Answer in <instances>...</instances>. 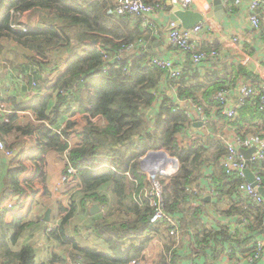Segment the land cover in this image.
Here are the masks:
<instances>
[{"label": "trees", "instance_id": "16d2710c", "mask_svg": "<svg viewBox=\"0 0 264 264\" xmlns=\"http://www.w3.org/2000/svg\"><path fill=\"white\" fill-rule=\"evenodd\" d=\"M143 1L151 3L154 0ZM260 8L263 9L264 4ZM4 9L0 17V38L7 37L28 51L30 64L24 70L25 87L33 94L28 100L10 104L13 111L5 116L7 121L0 115V139L22 130L14 125V121L18 112L29 111L34 120L30 127L23 128L22 133L35 134L40 153L54 150L63 156L66 170L69 165L76 169L72 180L77 182L80 197L72 199L55 227L47 228L48 236L68 248L69 260H80L83 264H127L131 258L142 254L154 236H161L163 250L157 253L154 264H178L182 257L177 254L178 244L174 246L173 241L149 221L154 208L144 194L151 183L140 166L141 158L150 150H164L178 160L175 173L169 176L158 173L155 179L162 189L165 211L179 221L182 237L179 246L185 237L190 238L193 221L199 226L200 215L206 211L204 201L195 207L188 205L189 188L198 179L201 168L210 162L217 164L210 179L218 201L226 194L232 198L235 185L244 180L227 175L219 165L226 149L213 134L199 137L198 143L192 146L181 147L178 142L186 122L180 108L183 101L188 99L194 104H204L207 114L211 108L210 103L199 100L197 94L201 86L187 82L193 67L189 70L185 65H196L189 59L191 63H184L181 74L169 80L168 91L164 92L157 113L147 117L142 109L152 103V90L164 72L146 64L148 57L155 54L153 44L159 38L149 29L145 34L146 30L140 29L137 18L129 14L116 15L113 0H10ZM28 10L37 13L38 19L23 30L19 26L22 25L19 17ZM261 37L264 39L262 32ZM138 39L146 42L145 52L125 58L114 57L116 51ZM213 48L219 49L215 44L202 49L208 52ZM60 49L64 55L52 59L51 53ZM62 63L66 65L65 69L56 72L52 79L42 77L45 71L55 70ZM231 82V79H225L216 90ZM18 89L20 87L15 88ZM43 89L45 94H41ZM1 91L4 93V89ZM0 98L4 102L3 95ZM174 107L179 110L173 111ZM246 110L255 113L253 120L264 124V112L259 110L257 101L244 105L239 115L243 117ZM77 111L85 118V125L79 130L68 117ZM73 134L77 141L71 144ZM211 147H214L213 152ZM249 167L259 172L264 185V159L252 160ZM24 169V165L19 164L9 171L7 187L13 196L31 190L19 182ZM87 201L97 203L101 211L90 215L86 210ZM78 206L89 215L91 232L103 247L82 246L71 237L68 224ZM235 212L247 219L246 229L251 233L264 218L260 208L254 210L243 203ZM250 217L257 223L250 222ZM21 219V215H14L12 224L0 228V264H35L34 248L30 244L12 247L29 226V223L21 224ZM191 236L194 244L204 242V250L210 244L203 227L199 231L193 230ZM213 238L218 246L229 240L238 244L240 241L233 240V234L225 228L213 234ZM247 241L250 238L242 242L246 244ZM221 252L223 248H215L213 257ZM63 257L54 254L49 263L66 264Z\"/></svg>", "mask_w": 264, "mask_h": 264}, {"label": "crops", "instance_id": "0c3cea01", "mask_svg": "<svg viewBox=\"0 0 264 264\" xmlns=\"http://www.w3.org/2000/svg\"><path fill=\"white\" fill-rule=\"evenodd\" d=\"M9 1L10 0H0V17L4 13V8ZM209 1L213 10L214 0ZM248 2L249 0H244L240 6L234 7L231 5L230 0H224L225 15L221 19L216 18L214 15L216 20H214L212 31L208 34H202L195 37L203 47L210 48L215 44L220 49L221 46L220 58L216 62L213 61L203 64L197 66V68L193 65H185L189 70L193 67V71L189 74L187 82H192L194 85L199 84L201 86L197 94L199 100L204 103H210L208 105L211 107L214 106V101L211 96L218 88L220 82L225 79H231L232 82L230 85L233 86L236 83L234 74L238 69L245 70L258 77L264 75V63L263 60H261L262 56L259 51L254 48V39H252V30L248 21ZM171 10L170 6L166 5V9L159 13L158 19L164 23L169 21ZM260 10L264 17V8H260ZM37 19V13L28 10L24 11L19 17V22L22 25L31 26L37 22ZM262 24L261 32L264 34V21ZM147 32L148 31L146 30L145 34H147ZM233 37H237L235 42L232 40ZM153 45L154 47L152 51L163 56L175 57L180 55L169 47L163 38L155 41ZM63 55L64 51L60 49L52 52L51 58L56 60ZM27 56L28 51L15 41L7 37L0 38V61L5 58H9L10 60V63H8L9 66L6 70L2 65V61L0 63V84L2 85V89H4V93H6L3 96L4 103L10 110L12 109L10 106L11 103L14 105L15 102L19 103L20 101L28 100L29 97H31L27 94L25 87L27 83L24 70H27V67L30 64ZM186 62L191 63L188 59ZM65 67L66 65L62 63L58 65L57 69L49 70L48 72L45 71V73L41 75L44 79H52L56 72L63 71ZM1 68L2 70L4 68V73L1 72ZM7 70H10V72L8 73ZM17 87H20V89L15 90ZM45 93L46 90L43 89L41 94ZM204 93H207V95L203 96ZM173 95L176 96L175 92H173ZM176 100L178 101V99ZM214 110L215 109L209 110V113L213 114L211 112ZM73 113L74 114L71 116L69 115L68 117L75 122L76 126L78 123H81V118L85 122L82 113L78 111ZM215 116L219 117V113H216ZM253 118H255V113L249 110L244 112L243 117L239 115L235 122L237 127L236 131L242 134L244 133V136L246 137H251L254 130L252 128H247L246 125L257 121L253 120ZM66 121L67 120L65 119L62 123L65 124ZM31 122L30 115L20 111L14 121V125L21 127L23 130L25 126L30 127ZM22 130L12 132L3 137V140H5L4 142L12 149L13 156H5L2 151H0V228L2 229L4 225L12 224L14 222V215H21L22 219L19 222L21 224L29 223V226L22 231L12 247L18 248L20 245L30 244L34 248L35 264H50L49 258L54 254L64 256L63 258L66 261V259L69 258L68 248L61 246L58 241L54 240L51 236H48L47 228L52 222L57 221L65 214V210H68L70 207L69 204L72 199L80 197V194H78L79 187L77 182L72 180V178L67 182L57 185V180H59L62 175L66 174V161L63 156L54 150L40 153L37 144L38 138L34 136L35 134H23ZM195 130L196 129H194V131ZM215 130L217 129L215 128ZM76 141L77 137L73 134L70 143L74 144ZM210 151L213 152L214 147H211ZM19 164H23L25 167L23 172L19 175V182L29 186L32 194L25 192L13 196L11 194L12 191L7 187L9 171L12 167ZM215 170H217V164L215 162H210L206 166H203L197 176L198 179L193 182L190 187L196 186V183H198L209 188L210 184L206 177L210 179L211 173L213 174V171ZM221 197V200L218 201V194L216 193L213 195L209 189L206 193L202 194L200 202H206V211L200 215L202 217L199 226L193 221V229L192 231H189L190 238L185 237L186 240H184L180 246V239L182 237L179 238V250L177 251V254L182 257L179 258V260L177 259L178 264H189L191 260H196L199 264H206L210 259L212 261L209 264H228L237 257H242L243 254L248 253L253 248L256 238L261 237L264 240V218H262L261 224L255 227L259 230V233L257 230H254L252 234L246 229L247 219L241 217L235 212L236 207L242 204L241 201L237 200L233 194L232 198L227 194L222 195ZM8 202L13 203L12 208H8ZM92 203L95 202H86V210H88V212ZM76 204H78V202H76ZM252 208L256 210L257 207L252 206ZM47 209L50 210L49 221L44 219ZM226 211H231L232 213L226 214ZM78 212L87 216L82 209L75 212L68 224V231L71 237H73L71 224L75 216L80 214H78ZM249 220L253 224L256 222L254 217H250ZM202 227L204 232L208 234L206 238L210 242L205 250L203 249V245H205L204 242L194 244V240L191 236L193 230L199 231ZM223 228H225L230 234L233 233V240L239 239V244L232 240L226 241L219 246L215 244L213 234ZM89 230L91 231V227H89ZM93 237V240L88 239L86 241H77L74 237L73 238L82 246L103 247L94 234ZM245 238H250V241H247L246 244L242 242ZM205 243L207 244V242ZM215 248H223V252L217 257H213L212 253L215 251ZM156 249L157 248H155L154 251H156ZM245 264H264V249L258 260Z\"/></svg>", "mask_w": 264, "mask_h": 264}, {"label": "built area", "instance_id": "2783aa9c", "mask_svg": "<svg viewBox=\"0 0 264 264\" xmlns=\"http://www.w3.org/2000/svg\"><path fill=\"white\" fill-rule=\"evenodd\" d=\"M231 5L234 7L240 6L244 0H230ZM264 4V0H249L247 5L248 21L252 30V39H254V48L261 54V60L264 63V39L261 37V20L262 14L260 7ZM166 5L172 9L174 6L179 5L184 9H191L201 14V20L190 28H183L175 21L169 20L167 22L160 21L159 13L166 9ZM114 12L118 16L131 15L137 18V23L140 29L151 30L153 36L164 39L165 43L179 53V56L170 57L163 56L159 53L152 54L146 60L149 66H155L164 72L160 78L155 89L152 90L154 99L152 103L143 108L142 112L148 117L157 113L160 104L163 102V94L168 90V82L171 79L178 77L184 63L189 59L194 65L201 66L213 62L220 58V49H211L206 52L203 46L195 39V37L202 34H208L212 31L214 20H216L212 5L209 0H154L151 3H146L143 0H113ZM23 30L26 29L25 25H19ZM262 38V37H261ZM235 42L237 37H233ZM145 41L138 39L134 43L123 46L114 54L115 58H125L129 55L139 54L145 52ZM236 83L225 88L218 89L213 94L214 106L210 108L215 109L213 114L205 112L204 104H194L190 100H184L183 105L180 107L186 116L185 128L179 133L178 142L181 147L192 146L198 143V138L207 134L214 135L223 143L226 153L219 159V165L224 169L225 173L229 176H237L244 178L243 181L238 182L234 187L233 195L241 203H245V207L255 206L260 208L264 213V196L259 192L257 187H264L262 178L259 172L252 169L257 186H253L247 182L244 177L243 168L245 165V158L240 149H246L254 146L255 150L251 154L249 160L258 161L264 159V124L260 120L254 121L246 125L247 128H252L254 133L251 137L244 136L236 127V120L239 116V110L246 104L254 103L257 101L258 108L264 112V75L256 76L246 72L245 70L238 69L235 74ZM2 94L0 93V97ZM180 101V99H178ZM179 107H174L173 111L179 110ZM11 110L7 109L6 104L0 98V115L3 116L4 121H7V116ZM30 115L31 120H34L33 115L29 111H22ZM219 113V117L215 116ZM196 121L201 122L198 132H194L193 123ZM215 128L217 130H215ZM3 142V140H2ZM0 141V148L2 147ZM4 143V142H3ZM5 156H13L11 148L2 151ZM65 157V156H64ZM67 160V157L65 158ZM67 173L59 179V184L67 182L76 173V169L69 165ZM146 180L151 183L149 189L146 190L144 198L148 199L150 205L153 206L154 211L150 217V223L157 226L162 235L170 238L174 246L178 244L181 236V228L177 218L167 214L164 209L162 200V189L159 182L155 177L147 172ZM210 187L202 186L196 183V186L189 188L191 198L188 205L191 207L200 204V198L203 193L209 191L215 195L217 192L214 188L211 179L207 178ZM23 185V184H22ZM27 190V187L23 185ZM30 194V190L27 191ZM8 208L13 207L12 202L7 203ZM58 220L54 222L51 229L55 227ZM233 234V233H232ZM161 236H154L150 241V245L143 250L142 254L138 257L131 258L127 264H154L157 253L163 250L164 242ZM156 249V251H154ZM264 240L261 237L256 238L253 248L236 259L230 261L228 264H245L258 260L263 253ZM66 264H83L80 260H67ZM189 264H197L191 260Z\"/></svg>", "mask_w": 264, "mask_h": 264}, {"label": "water", "instance_id": "95a60500", "mask_svg": "<svg viewBox=\"0 0 264 264\" xmlns=\"http://www.w3.org/2000/svg\"><path fill=\"white\" fill-rule=\"evenodd\" d=\"M213 4L214 15L216 16V18L221 19L225 15L224 0H214ZM170 20L175 21L183 28H190L201 20V14L197 11L184 9L181 6L176 5L170 12ZM200 126V121H196L193 123L194 129H199ZM254 150V146L246 149H240L245 158V165L243 168L245 180L256 187L257 184L255 181L254 173L249 167V158ZM140 166L145 172L153 175L154 177L158 173L169 176L175 173L178 169V160L175 157L170 156L164 150H150L141 158ZM257 188L259 192L264 196V187ZM100 210L101 208L97 203H92L89 207V212L92 215L100 212ZM49 212V209H47L45 212L44 219L46 221H49Z\"/></svg>", "mask_w": 264, "mask_h": 264}, {"label": "rangeland", "instance_id": "374dc122", "mask_svg": "<svg viewBox=\"0 0 264 264\" xmlns=\"http://www.w3.org/2000/svg\"><path fill=\"white\" fill-rule=\"evenodd\" d=\"M264 21V17H263V15H262V20H261V26H263V24H262V22ZM260 40H262V38L260 37L259 38ZM2 61V65H3V67H5V70H6V68L9 66L8 65V63H10V60H9V58H5V59H3V60H1ZM1 61H0V63H1ZM12 64H13V62H12ZM1 72L2 73H4V68H3V70H2V68H1ZM7 72L9 73L10 72V70H7ZM3 76H4V74H3ZM47 78H48V76H47ZM32 85H33V82H32ZM32 85L31 86H28L29 88H31L32 87ZM1 89H2V85L0 84V93L4 96L6 93H3L2 91H1ZM33 91H31V90H27V94L29 95V96H31V94H33L32 93ZM7 107V106H6ZM7 109H9V108H7ZM10 110V109H9ZM13 111V109H11V112ZM26 114V113H25ZM84 121H83V119L81 118V123H78L77 124V126H76V128L79 130V129H81L82 128V126L84 125ZM1 142H2V140H0ZM5 140H3V142H4ZM2 142V147L0 148V151H4V150H6L7 148H8V146H7V144L6 143H3ZM63 176V175H62ZM62 176L59 178V179H61L62 178ZM59 180H57V185L59 184V182H58ZM150 188V186L147 188V189H149ZM77 211H79V208H77ZM101 211V210H100ZM80 212H78V214H79ZM81 214V213H80ZM88 218V219H87ZM54 225V222H52L49 226H48V228L49 227H52ZM90 225H91V219H90V217L87 215H83V214H81V215H77V216H75V218H74V220H73V222H72V224H71V232H73L72 234H73V237L77 240V241H82V240H88V239H90V240H93L94 239V237H93V234L91 233V231L89 230V227H90ZM76 229V230H75ZM67 260H69V258L68 259H66V261Z\"/></svg>", "mask_w": 264, "mask_h": 264}]
</instances>
